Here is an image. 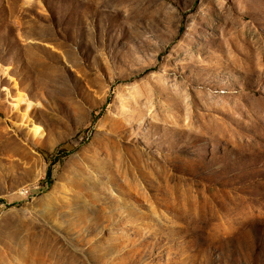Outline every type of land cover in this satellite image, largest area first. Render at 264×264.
Segmentation results:
<instances>
[{"label": "rangeland", "instance_id": "rangeland-1", "mask_svg": "<svg viewBox=\"0 0 264 264\" xmlns=\"http://www.w3.org/2000/svg\"><path fill=\"white\" fill-rule=\"evenodd\" d=\"M0 264H264V0H0Z\"/></svg>", "mask_w": 264, "mask_h": 264}, {"label": "trees", "instance_id": "trees-1", "mask_svg": "<svg viewBox=\"0 0 264 264\" xmlns=\"http://www.w3.org/2000/svg\"><path fill=\"white\" fill-rule=\"evenodd\" d=\"M50 176H51V169H48L47 175H46V179L48 182H50V179H51Z\"/></svg>", "mask_w": 264, "mask_h": 264}]
</instances>
